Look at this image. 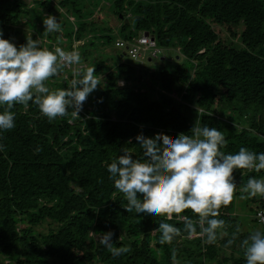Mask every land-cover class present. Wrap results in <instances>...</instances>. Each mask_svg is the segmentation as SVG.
<instances>
[{
    "label": "trees",
    "instance_id": "trees-1",
    "mask_svg": "<svg viewBox=\"0 0 264 264\" xmlns=\"http://www.w3.org/2000/svg\"><path fill=\"white\" fill-rule=\"evenodd\" d=\"M75 3L61 0L59 5L78 11ZM39 4L42 10L27 7L24 0H0V29L17 47L26 43L28 32L33 39L46 36L41 47L53 50L60 45L55 43L59 34L44 31L42 22L44 14L57 12L55 6L50 0ZM105 4L94 7H109L117 20L129 12L128 21L119 27L115 22L106 25L105 18L111 19L106 13L101 20L78 18L76 28L71 24L64 28L68 42L64 47L71 50L77 40L81 61L86 67L94 65L100 80L79 115L73 116L69 108L64 117L49 122L31 101L14 103L10 111L15 114V127L0 132V264H245L239 242L251 227H247L250 232L241 229L231 210L234 200L219 209L217 218L225 226L217 230L215 243H204L197 227L191 238L182 232L171 243L161 244L158 223L164 220L183 229V222L176 214L167 220L127 212L123 208L127 200L108 178L107 164L122 154V148L133 158L141 157L135 140L140 132L173 139L179 133L191 135L199 108L210 113L200 117L201 125L215 127L225 136L222 151L234 154L245 147L264 152V0H111ZM30 13L34 20L25 22ZM23 23L33 32L21 30ZM148 30L157 46L178 45L182 62L161 60L154 71L145 69L137 76L131 59H123L122 53L111 70L106 51L116 47L115 36L134 40ZM86 33L89 38L83 40ZM64 73L73 78L69 68H62L45 82L50 90L68 87ZM143 79L156 86L154 95L141 92ZM220 103L226 107L224 115L216 114ZM5 107L0 106V111ZM233 176L242 188L250 177L264 179V170L236 169ZM247 199L251 221L264 230L256 216L264 207V197ZM180 215L194 223L198 216L190 209ZM108 230L114 233L113 246L127 245L128 253L113 257L99 244L98 237Z\"/></svg>",
    "mask_w": 264,
    "mask_h": 264
},
{
    "label": "clouds",
    "instance_id": "clouds-1",
    "mask_svg": "<svg viewBox=\"0 0 264 264\" xmlns=\"http://www.w3.org/2000/svg\"><path fill=\"white\" fill-rule=\"evenodd\" d=\"M42 22L47 33L61 31L54 15H46ZM80 62L78 51H65L59 46L53 50L41 47L39 39H33L31 34L26 36V43L17 47L0 29V106L6 105L0 111V132L15 127V114L10 111L14 103L27 105L31 101L49 122L64 117L69 108L73 116L79 115L89 94L100 85L94 65L74 67L73 78L66 88L50 90L45 82L62 68ZM197 112L191 135L179 133L173 139L163 133L147 137L140 132L135 140L142 149L141 157L133 158L127 148H122V154L107 164L108 178L127 200L123 206L127 212L167 220L176 214V219L183 222L181 229L161 220L156 228L161 244L171 243L182 232L191 238L197 227L204 243H215L217 230L225 226V221L217 218L219 209L230 204L237 189L234 170H264V152L241 147L234 154L225 153L221 150L226 145L223 133L215 127L201 125L200 117L210 113L202 109ZM240 191L249 197H264V179L250 177ZM188 209L198 214L195 223L180 215ZM113 234L112 230L102 232L99 244L113 257L128 253L127 245L113 246ZM239 246L244 249L245 264H264V230L250 232L240 240Z\"/></svg>",
    "mask_w": 264,
    "mask_h": 264
},
{
    "label": "rangeland",
    "instance_id": "rangeland-1",
    "mask_svg": "<svg viewBox=\"0 0 264 264\" xmlns=\"http://www.w3.org/2000/svg\"><path fill=\"white\" fill-rule=\"evenodd\" d=\"M26 2V6L27 7H34L39 9V10H42L43 6H41L39 3L40 2H43L44 0H24ZM51 1V4L55 6L57 12L58 13L57 15H59V18L60 20L58 21L60 24H61V31L57 32L59 35H58V39L55 41V43H57L59 45V47L63 48L65 51H71V50H77V47H76V43H77V40L73 41V43H71V46H72V49L71 50H68L64 47L65 45V42H67L66 40V36H65V31H64V28H69L70 27V24L76 28V24L74 22L77 21L78 18H88V19H91V18H96L97 20H101L104 17V15L107 13V14H111L110 12V9L109 7H104V10H102L100 8V6H96L94 7V4H98V3H106L105 5H109L111 4V0H76V9H78V11L75 10V8L71 7L70 5H67V6H62V5H59V2L61 0H50ZM78 4V6H77ZM31 7V8H32ZM94 7V9H93ZM45 12V11H43ZM46 13V12H45ZM33 13H30L28 15H25L23 20L26 21H29L30 20H34V17L32 15ZM55 14H52L55 16ZM44 15H47V14H44ZM85 15V16H84ZM129 15L130 13L128 12L127 15L121 19V20H117L114 15L111 14V19L109 20L108 18H105V24L106 25H110L112 24L113 22H115L117 24V26L119 27L122 23V21H128L129 19ZM80 16V17H79ZM122 16V15H121ZM130 22V20H129ZM37 24H40V22H38ZM130 25H131V22H130ZM21 30H28L29 27H28V24L27 23H23L21 24L20 26ZM30 30V29H29ZM31 31V30H30ZM150 31V30H148ZM33 32V31H31ZM143 32V31H141ZM141 32H139L138 34H140ZM152 34L153 32L150 31ZM216 32H218V30L216 29ZM49 34H52V33H49ZM117 34V32H116ZM21 35V34H20ZM28 35H29V32H28ZM119 37V35L115 36V39ZM89 38V34L86 33L85 34V37H83V40L85 39H88ZM40 43L42 42H45L47 41V38L46 36H42V37H38ZM114 39V41H115ZM82 40V39H81ZM59 42V43H58ZM79 43H80V40H79ZM114 44V43H113ZM115 46V45H113ZM157 49L160 50V52H158L156 55H152L154 53V47H151V48H147L145 49L143 52H141V57H137V58H133L132 60H130V63L136 68L137 70V76H141L142 73L144 72V70L146 69L148 73L154 71V69L158 66L159 63H161V60H166L167 62H170L171 64L173 63H180L182 62L183 60V56L180 52V47L177 45L173 48H160L159 46H156ZM111 52H108L106 51V53H108L110 55V68L111 70H114V64L113 62L114 61H117V57L119 55H121L122 53H124L126 55V52H124L123 49L121 48H117L115 47L114 50H110ZM199 51H202L199 50ZM123 54V59H128V57H126L125 55ZM150 56L154 57L153 60H148L150 59ZM121 59V60H123ZM135 60V61H133ZM148 60V61H146ZM86 62L85 61H81L80 62V65H69V66H66L67 68L70 69V71H72V69L74 67H81V68H84L86 67ZM171 67V66H170ZM64 76L67 78L68 80V83L70 82V80L72 79L70 76H68L66 73H64ZM98 78V76H97ZM144 83H145V86H143L141 84V87H140V90L141 92H146L148 94H151V95H154L155 94V91H156V86L153 88L152 85H150L148 79H143ZM121 82L122 81H119V84L121 85ZM134 82H137V81H134ZM129 85H133L131 83V81L128 82ZM138 84V83H137ZM135 88H137L135 86ZM173 97H176L175 95H173ZM176 99H179L178 97ZM218 102V101H217ZM88 108H90V106H88ZM200 109V108H199ZM226 107L224 106V103H220L219 106L217 107V111H216V114L217 115H221V113H225ZM223 113V115H224ZM225 117V116H224ZM229 120H232V117H228ZM241 120V118L239 119V121ZM244 120V118H242V121ZM232 122H235V121H232ZM238 122V121H236ZM239 123V122H238ZM239 184L237 183V189L238 191H240L241 187L238 186ZM237 191V193H238ZM237 193H234V202H233V205L231 207V210H233V212L237 215V222H241V225H242V230L243 231H254L258 228H261L262 226L258 223H255L253 221H251V210H250V204L248 203V197L246 195H243L241 197H238L237 196ZM239 194V193H238ZM86 223L88 224L89 221L87 220ZM88 229H89V233H92L93 231V228L91 226H87ZM247 227H251L250 229H248ZM249 231V232H250Z\"/></svg>",
    "mask_w": 264,
    "mask_h": 264
},
{
    "label": "built area",
    "instance_id": "built-area-1",
    "mask_svg": "<svg viewBox=\"0 0 264 264\" xmlns=\"http://www.w3.org/2000/svg\"><path fill=\"white\" fill-rule=\"evenodd\" d=\"M114 45L117 48L123 49L126 55L131 59L140 58L142 55L141 52L151 47H154L155 50L152 55H156L160 52V50L156 48L154 36L149 32H141L134 40L118 38L115 40ZM256 216L259 222L264 223V207L256 212Z\"/></svg>",
    "mask_w": 264,
    "mask_h": 264
}]
</instances>
